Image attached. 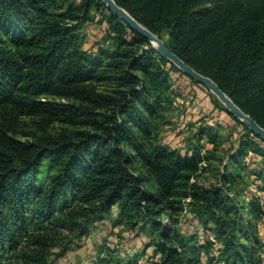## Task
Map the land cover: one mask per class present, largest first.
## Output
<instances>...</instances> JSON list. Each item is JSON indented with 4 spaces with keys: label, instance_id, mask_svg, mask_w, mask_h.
<instances>
[{
    "label": "trees",
    "instance_id": "trees-1",
    "mask_svg": "<svg viewBox=\"0 0 264 264\" xmlns=\"http://www.w3.org/2000/svg\"><path fill=\"white\" fill-rule=\"evenodd\" d=\"M116 1L264 126V0L245 16L230 6L238 0ZM94 8L107 17L109 44L90 50L82 27ZM146 45L150 40L103 0H0L4 122L48 114L53 121L85 127L26 142L10 134V123L0 122V264H52L50 255L65 254L73 242L74 236L63 231L87 235L114 205L130 219L152 216V227L159 230L154 254L141 261L146 252L128 257L100 253L89 264H187L171 226L158 218L187 197L203 204L229 264L254 263L253 250L240 245L218 209L226 204L225 193L192 180L204 161L200 146L183 153L158 144L170 101L168 68L185 72ZM203 138L199 132L197 140ZM252 147L263 150L253 138L242 140L231 161ZM230 202L239 212L240 205ZM242 207L258 218L256 206ZM249 227L254 232L255 226ZM190 249L201 253L196 245Z\"/></svg>",
    "mask_w": 264,
    "mask_h": 264
},
{
    "label": "rangeland",
    "instance_id": "rangeland-1",
    "mask_svg": "<svg viewBox=\"0 0 264 264\" xmlns=\"http://www.w3.org/2000/svg\"><path fill=\"white\" fill-rule=\"evenodd\" d=\"M77 4L85 0H69ZM258 0H238L231 2L238 14L246 12ZM108 7V6H107ZM103 10L93 9L92 18L82 27V38L85 48L96 50L99 44H109L107 17ZM153 46L146 45L145 48ZM156 48V47H155ZM157 49V48H156ZM171 88L170 101L166 105L163 121L160 123L158 144L187 152L191 145L200 146L204 161L202 167L192 180L204 188H219L225 193L226 204L219 207L224 218H227L238 236L240 245H248L254 253L253 264H264V141L255 138L242 129L237 122L220 107L226 105L205 84L195 80L186 72L169 67ZM50 99L69 101L66 97L51 96ZM216 102V103H215ZM0 115V122H4ZM12 126L11 135L26 142H36L40 137L56 133L62 129H83L80 125H70L58 120L53 121L45 115H19ZM199 132L203 139H198ZM253 138L263 150L247 149L237 161L231 158L242 146V140ZM229 171L226 173V168ZM42 174L47 171L44 166ZM229 196L230 199H227ZM240 205V210L232 208ZM242 205L256 206L260 212L254 220ZM204 206L191 197L175 202L158 217L162 223L171 226L175 242L180 246L187 264H229L231 261L224 255L223 242L214 231L216 226L208 220ZM152 216L137 214L134 218L122 216L119 207L114 205L103 219L91 225L90 232L83 237L63 231L73 237L69 250L61 255H50L52 264H83L92 262L100 254L113 253L128 257L138 252H146L141 261L150 260L154 254V240L159 230L152 227ZM146 223H148L146 225ZM255 226L254 232L249 226ZM196 245L201 253L195 255L191 247ZM55 251L59 247L54 248Z\"/></svg>",
    "mask_w": 264,
    "mask_h": 264
},
{
    "label": "water",
    "instance_id": "water-1",
    "mask_svg": "<svg viewBox=\"0 0 264 264\" xmlns=\"http://www.w3.org/2000/svg\"><path fill=\"white\" fill-rule=\"evenodd\" d=\"M103 1L112 12L130 24L135 30L145 35L162 55L169 58L174 64L192 76L195 80L209 87L232 113H234L240 120L249 126L257 135H260L264 138V126H262L250 113L238 105L211 76L198 71L192 65L187 63L181 56H179L167 45L161 35L150 30L147 26L136 19L125 7L118 4L116 0Z\"/></svg>",
    "mask_w": 264,
    "mask_h": 264
}]
</instances>
